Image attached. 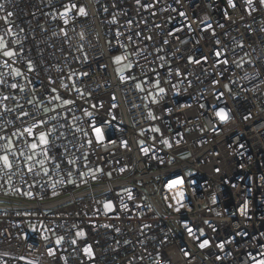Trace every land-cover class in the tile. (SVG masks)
<instances>
[{"label": "built area", "instance_id": "built-area-1", "mask_svg": "<svg viewBox=\"0 0 264 264\" xmlns=\"http://www.w3.org/2000/svg\"><path fill=\"white\" fill-rule=\"evenodd\" d=\"M0 3L5 5L0 17L14 13L8 23L0 19V36L16 52L11 60L0 52V72H10L3 63L15 60L12 67L24 73L16 79L5 76L0 85V95H15L3 102L14 112L0 107V125L6 130L0 135L35 123L30 117L16 119L21 111L17 102L39 120L57 115L43 114V106L56 107L57 119L34 133L51 132L50 155L62 161L63 169L49 177L25 176L23 171L13 175V186L34 192L32 198L12 191L6 195L0 188V264H255L253 257L264 259V7L259 0L251 7L233 0L235 8L228 0ZM73 3L77 8L61 17ZM81 6L86 16L78 13ZM223 59L229 63L224 65ZM84 72L88 75H80ZM121 75L134 79L122 82ZM156 79L165 89L159 95ZM11 83L23 85L25 92L10 89ZM53 87L57 93L51 92ZM57 94L74 103L49 104ZM26 99L40 103L33 107ZM220 109L228 113L225 122L216 116ZM90 123L104 133L102 142L96 141ZM17 147H24L23 140ZM69 159L76 163L68 165ZM70 168L78 186L58 184L53 198L50 182L66 177ZM98 168L111 172V178L98 173L92 180L89 172ZM31 184L36 187L29 188ZM109 200L115 210L105 214L103 204ZM245 204L246 215L241 211ZM78 231L85 235L78 237ZM205 239L209 245L201 249ZM89 245L92 259L84 254ZM48 249L56 255L49 256Z\"/></svg>", "mask_w": 264, "mask_h": 264}, {"label": "snow or ice", "instance_id": "snow-or-ice-1", "mask_svg": "<svg viewBox=\"0 0 264 264\" xmlns=\"http://www.w3.org/2000/svg\"><path fill=\"white\" fill-rule=\"evenodd\" d=\"M136 2L139 4L140 0H136ZM177 2H179V0H177ZM246 4L251 7L253 5V0H245ZM228 5L232 8H235L236 5L233 3V0H228ZM259 5L264 7V0H259ZM77 8L76 4H72L71 7L65 6V11L60 13L61 17H67L68 12H70L72 9ZM5 10V5L3 3H0V11H4ZM107 10V9H105ZM175 10V9H174ZM252 11H256V8H251ZM78 13L81 16H86L87 12L86 9L81 6L78 9ZM14 15L13 12L8 11L6 16L0 17V19H3L5 21V23H8V18L12 17ZM181 16H184L185 13L181 12L180 13ZM113 23H115V20H113ZM64 24L67 25L68 24V19H64ZM157 27H159V25H157ZM209 27H211V25H209ZM222 27V25H221ZM8 32L11 33V29H8ZM121 33H117V35L119 36ZM172 33H169V35H171ZM65 35H67V33H65ZM81 39H83V33H81ZM131 39V38H129ZM148 39H151V37H148ZM168 41L165 40L164 43H167ZM217 43H219V41H217ZM125 47H127L125 45ZM240 47H243V44L240 45ZM0 52H2V55L6 58H8V60H11L14 56H16V52L9 49L7 42L5 41L3 36H0ZM222 55L221 52L217 51L216 52V57L219 58ZM85 60H87V57H84ZM121 57L117 56L115 58V63L116 64H120L121 63ZM163 59V58H161ZM8 60H5L3 63V67L4 68H9L11 69L10 72H0V85H4L5 84V80L4 77L11 75L13 77V79H16L18 77H22L24 75V73L15 67H12V64H15V60L12 61V64L8 63ZM189 62H193L192 58H189ZM196 63H199V60L195 61ZM221 63H223L224 65H227L229 63V61L227 59H223L222 61H220ZM236 67L238 68H243V64L240 62H236ZM127 68L130 70L132 68V64L129 63L127 65ZM27 70L29 72L33 71V66L31 64V62L28 63L27 66ZM118 71H121L120 69H118ZM180 73L177 72V75H179ZM80 75L82 76H87L88 73L84 72L81 73ZM69 79H71V76L69 77ZM121 81L123 82L125 79H134V77H124L123 75H121L120 77ZM50 84H54L55 81L53 80H49ZM145 83H147V81H145ZM155 87L158 89V92L155 95H159L165 92V89L160 87V80L156 79L154 82ZM61 86L65 89L68 88L67 84H64L62 82ZM8 87L12 90H16L19 89L20 92H25V87L23 85H20L18 83H11L8 85ZM73 87L75 88V91L80 95L83 96V92L81 91L80 88L75 87V82L73 83ZM175 87V86H173ZM226 89H228V85L226 84L224 86ZM136 88L140 91H144L142 85L140 83L136 84ZM230 91V89H229ZM52 93H57L58 90L53 87L51 89ZM149 95H153L151 92L149 93ZM221 96L223 95V93L220 94ZM9 99L15 100V95H0V107L3 108V112L6 113H11L14 112L15 109L14 108H10L7 105H5L3 102L4 101H8ZM113 99H115V97H113ZM219 99V97H218ZM53 101L59 102L58 107H67L69 105H72L74 103V100L72 99H65L63 98L61 95L57 94L55 96H53L51 98V100L48 101L49 104H51ZM153 103H156L157 100L155 99V96H153ZM26 103L29 105H32L33 107H36L38 103H40L39 101H35L33 99H26ZM17 107L21 108V111L18 112L16 114V119L18 120H23V118L25 117H30L31 119H33L35 121V123L29 125L28 127H25L22 131L17 130V131H13L10 135H8L7 133L5 135H0V141H4V144L2 146H0V150H2V154H0V179H3V177H7L6 180H4L3 183H0V188H4L5 189V194H8V191H12L15 193H20L26 197L32 198L35 196V193L32 191H22L20 188L14 187L12 184V177L13 175L20 173L23 171V174L25 176L27 175H32L33 177H39V176H44V177H49L50 172L55 171L56 174H60L63 172V169L61 168V162L60 160L57 159V157L50 155V149H49V145H50V140H49V136L51 135V132L49 131H41L38 134L34 133V129L38 128V127H43L46 123H48V120H56L57 116L59 115V113L57 112V108L53 107V108H49L47 106H43L40 111L47 115V113L49 111L51 112H56L57 115H53L48 117L47 120H39L37 119V114L30 112V111H24L23 110V105H20L17 102ZM93 107H95V105H93ZM113 107H116L115 104H113ZM86 115H88L89 117H91V113L86 112ZM149 117L152 119H156V117L152 114V112L148 113ZM216 116L219 118V120L221 122H225L228 120V113L224 111V109H220L219 111L216 112ZM66 118V117H65ZM250 117L246 116L245 119H249ZM8 123H12L11 121H8ZM61 127H64V125H61ZM90 127L92 129V132L95 135V139L97 142H102L104 139V133L102 132V130L99 127H96L94 124L90 123ZM0 130L6 131L3 128V125H0ZM52 131H55V128L52 129ZM77 132H81L83 131L81 128L77 127L76 128ZM152 131L154 132H159L160 129L159 128H153ZM25 134H27V136L25 137ZM83 134L85 136L88 135V133L86 131L83 132ZM143 134V133H141ZM61 135H63V133H61ZM13 137L15 138V140L13 139ZM31 138V139H29ZM23 140L24 143V147L23 148H19L17 147V142ZM163 144H165L168 147H172V145L169 143V141L167 139H164L161 141ZM87 143L89 145H91L93 143V141L91 139L87 140ZM141 144H143V142L141 141ZM122 146L124 148H128V144L126 141L122 142ZM39 149V151H37ZM68 149L65 148V152H67ZM141 151L147 155L148 154V149L147 148H141ZM76 161L73 159H69L67 160V164L68 165H73L75 164ZM121 171H123V169H121ZM217 171H219V169H217ZM99 174H104L107 175L109 178H111V172L108 173H103V169H96L94 171L90 170L89 174L91 176L92 180H97L99 178L98 176ZM85 173H79V177L81 179H83ZM25 183H27V181H24ZM173 183H177V182H173ZM62 185L64 187H67L69 185H73V186H78L77 185V180L73 178V171L71 170V168L67 171L66 173V177L62 176L61 179L59 180H55V181H51L50 182V187L52 189L51 191V195L53 198H55L59 193L57 192V185ZM7 186V187H6ZM36 184H31L29 185V188H35ZM41 187H43V185H41ZM125 191L128 193V199H132V193L130 189H125ZM181 196H183V193H180ZM43 198V197H41ZM121 205H122V209L123 210H127V205L123 204V202L121 201ZM137 207H139V205H137ZM169 207H171V205H169ZM103 209L105 211V214L112 212L115 210L113 203L109 200L107 202H105L103 204ZM246 209H247V205L245 204L244 209H242V214L246 215ZM179 208H176V211H179ZM207 223V222H206ZM105 227H108L107 225H105ZM145 227H149L148 225H145ZM185 227L187 228V225H185ZM35 229H33L34 231ZM189 234H192V229L191 228H187ZM76 235L78 237H83L85 235V233L83 231H78L76 233ZM204 233L201 230L200 232V236H203ZM45 239H47V237H45ZM64 237H58L56 240V244L59 245L61 244V242L63 241ZM197 239H199V237H197ZM73 244L76 243V240L72 241ZM209 245V241L207 239L203 240L200 244L199 247L201 249L207 247ZM218 247L223 250L224 248V244H220L218 245ZM84 254L89 258L92 259L93 258V251L91 246H87L84 248ZM48 255L49 256H55L56 253L52 250V249H48ZM185 255L187 256L188 253L186 252ZM264 255V254H262ZM21 259H23V257H21ZM217 259H220V257H217ZM253 259L255 260V264H264V259H259L256 260L255 257H253ZM27 264H38V262L36 261H32L29 260L27 262Z\"/></svg>", "mask_w": 264, "mask_h": 264}]
</instances>
